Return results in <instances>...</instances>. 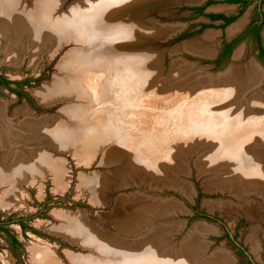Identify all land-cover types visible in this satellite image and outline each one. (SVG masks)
Wrapping results in <instances>:
<instances>
[{
	"label": "rangeland",
	"instance_id": "obj_1",
	"mask_svg": "<svg viewBox=\"0 0 264 264\" xmlns=\"http://www.w3.org/2000/svg\"><path fill=\"white\" fill-rule=\"evenodd\" d=\"M23 2L27 6L31 4V0ZM83 2L62 0L59 9L63 13L71 4ZM199 6H204L202 12L194 10ZM252 9L253 4H250L238 14V5L230 0H144L138 13L124 14L118 19L120 23L131 16L130 20L137 27L138 44L121 52L92 53V57L99 58L102 63H112L116 58L126 63L130 57L136 60V64L133 61L127 64L134 69L130 77L126 76L122 64H117L120 65L117 69L123 70L118 83L113 79L112 68L107 69L103 82L100 81L98 97H93L87 88L82 93L79 87L70 91L60 88L61 92L49 103H42L35 95V91L60 81L83 82V69L63 64L74 54H82L89 48L73 35L58 47L51 45L43 50L34 65L30 64L27 53L19 64L6 63L0 50V75L12 82L24 83L21 88L30 97L19 98L0 84V101L6 102L5 113L12 123L17 122L22 111L30 112L35 117L56 119L75 134V138L65 145L66 150L48 149L51 156L65 166L63 187L56 189L52 175L46 174L31 183L20 184V204L6 207L1 205V199L14 183H0V219L3 222L13 219L6 223L8 232H0V264H35L32 246L44 249L59 264H98V260L110 264L112 257L107 251L102 253L91 243L85 246L80 238L70 240L46 228L45 224H61L59 214L65 219L70 216L72 221L81 218L106 242V236L116 241L125 240L129 244L132 242L136 249H140V243L152 233L157 237L156 251L162 261L182 254L189 238L201 229L206 256L224 252L234 264H244L250 258L261 263L263 198L255 193L239 197L231 191L228 187L232 181L227 178L232 164L223 155L216 154L221 147L216 141L208 140L207 132H197L212 129L209 124L211 114L227 108L217 105L221 101L210 108L209 103L201 105L199 96L217 93L223 88L226 82L219 79L225 78L228 75L225 72L231 68L242 70L251 65L256 47L254 43L242 40L228 58L202 54H209L213 48L220 51L222 42L228 39V29L235 27L233 35L238 34L248 22ZM207 13H224L236 18L222 28L219 21L213 24ZM144 27L146 31L142 30ZM262 32L264 44V25ZM192 41L195 50H204L196 47L203 45L205 52L201 54L188 48ZM113 45L117 46L116 43ZM235 50L238 56L231 60ZM104 68L101 66L98 70L94 66L92 71L102 72ZM261 73L260 82L264 78L262 70ZM126 78L130 81H124ZM260 84L258 88L244 92L241 103L243 100L248 102L253 93H264V84L261 87ZM92 92L96 93L94 89ZM230 99L232 97L227 98V103ZM254 108L258 106L249 103L245 110L247 115ZM69 112L84 115L86 120L74 119ZM101 114L102 121L93 119ZM203 120L206 125L198 126L197 122ZM82 133H89L91 142L85 144ZM81 144L82 152L78 155L76 151L80 150ZM4 151L0 148V155ZM246 204L258 206L259 213L253 218L247 217L242 209ZM146 205L152 209H145ZM164 205L166 207L162 208ZM138 214L144 219L135 217ZM19 218L27 226L25 232L15 221ZM131 225L134 226L132 232L122 229ZM12 236L18 239L19 246L12 242ZM138 253L143 258L140 263L146 262L149 257L146 252ZM201 261L195 260L197 264H203Z\"/></svg>",
	"mask_w": 264,
	"mask_h": 264
},
{
	"label": "bare ground",
	"instance_id": "obj_2",
	"mask_svg": "<svg viewBox=\"0 0 264 264\" xmlns=\"http://www.w3.org/2000/svg\"><path fill=\"white\" fill-rule=\"evenodd\" d=\"M186 1L196 2L198 0ZM142 2L144 0H101L100 2L84 0L81 5L71 4L67 10L61 13L59 8L62 0H31L30 6L24 4L23 0H0V37L2 38L0 50L3 51L4 61L13 65L19 64L27 53L30 57V64H33L36 61L35 59H39L43 50L49 49L51 45L53 48L58 47L69 35H73V38L86 43L89 52H86L87 49L82 54H74L63 64L65 63L69 68L73 65V69H83V82L81 84L69 82L68 80L54 82L55 86L51 85L45 89L37 90L35 95L42 103H49L58 92H61L60 88L70 91L79 87L78 89H81L82 93L87 88L91 91L93 97H98L99 88L101 87L100 81L103 82L105 75L108 73L107 69L112 68L113 79L118 83L120 73L123 70L117 68L122 64L127 71L126 76L130 77L134 74V69L128 65L136 60H131L130 57L128 59L130 62L126 63L115 57L116 60L113 59L112 63H102L99 58L94 59L92 53H95V51L112 53L114 50L121 48L118 42L125 39L126 44L129 45V40L135 39L134 35L137 27L131 21L132 19L130 20L131 16L120 23L118 19H121L124 14H135ZM144 28L142 30L146 31L147 28ZM233 28L235 27H230L228 33L234 31ZM113 43H116L117 46H114ZM194 44L195 42L192 41L188 44L191 45L188 48L195 50ZM196 47L204 50L196 49L195 51L205 52L206 47L204 48L203 45H197ZM236 56H238L237 53L235 58H237ZM117 64H120L119 67ZM135 64L134 66H137ZM94 66L98 70L101 69V66H105V70L93 73ZM227 73L228 75L225 78L221 76L219 79L225 81L224 84L226 85L223 88L219 87L221 89L217 93H202L199 96L201 105L209 103L210 108L216 102L221 101L217 105H220V107L227 106V108L225 107L211 114L212 120L209 124L212 129L209 131H207L208 129L198 130L197 132L204 134L207 132L208 140L216 141L218 146L221 147L218 152L216 151V154L219 157L223 155L222 157L232 164V169L227 178L232 181V185H229L231 187L228 188L239 197H247L249 193H255L260 198L262 197L264 201V120L260 121L257 118H264L261 114L264 115V93H253L248 102L243 100L244 102L241 103L243 98H240L244 96V92L258 88L262 73L260 68L253 64L242 70L231 68L230 71L225 72V74ZM124 81H130V79L126 78ZM92 89L96 93L92 92ZM229 97H232L230 99L231 103L230 100L227 103ZM202 98L203 100H201ZM249 103L257 105L258 108L252 109V113L247 115L245 110ZM6 105L5 101H0V148L5 149L3 155H0V183L12 181L14 185L4 192L1 205L12 207L20 204L22 195L18 187L22 183H31L35 179L50 174L56 183V189L63 187L66 175L65 166L52 157L49 150H66L64 149L65 145L75 138V134L56 119L50 121V119L35 117L30 112L26 114L24 111L21 112L22 114L17 122L13 124L11 119L6 116ZM209 108L206 113H208ZM69 114L74 119L78 117L84 121V115L79 116L77 112H69ZM93 119L102 121V114L100 117L97 115ZM199 121L197 122L198 126H204L207 123L204 120L202 122L204 124L199 123ZM82 135H84L85 144L91 142L92 137L89 133H82ZM82 148L81 144L80 150L76 153L82 152ZM79 159L83 161L81 156ZM258 160H260V164H258ZM165 207L166 205L162 208ZM144 208L152 209L149 205ZM242 209L249 218H253L259 213V208L256 205L246 204ZM59 216L62 219L61 224L56 226L45 224L46 228L61 233L70 240L72 237L75 239L80 238L81 243L85 246H90L91 243L94 249L102 253L107 251L112 257L110 264H141L143 258L138 252H146L149 256L145 259L146 262L142 264H197L195 260H204L201 261L203 264H234L232 259L224 252H215L213 256L212 254L206 256L207 251L205 252V249H203L206 243L201 238L204 236L201 229L195 231L189 238L182 254L178 255L177 251L176 255L178 256H170L162 261L156 251L155 242L157 237L152 233L146 237L147 240L140 243L141 248L136 249L133 248L132 242L129 244L125 240L116 241L114 238L110 237L111 239H109L106 236L105 238L108 239L106 242L98 234L99 232L92 231L89 228L90 226L84 224L81 218L77 217V220L72 221L70 216H66V219L62 217V214H59ZM135 217L143 218L140 214ZM132 227L134 226L131 225L122 229L132 232L134 229ZM171 252L175 253L172 250ZM31 254L35 264H59L48 252L37 246H32ZM80 262L82 261L80 260ZM97 262L103 264L99 260Z\"/></svg>",
	"mask_w": 264,
	"mask_h": 264
},
{
	"label": "flooded vegetation",
	"instance_id": "obj_3",
	"mask_svg": "<svg viewBox=\"0 0 264 264\" xmlns=\"http://www.w3.org/2000/svg\"><path fill=\"white\" fill-rule=\"evenodd\" d=\"M231 2H233V3L238 5V14L241 13L250 4H253V9H252L250 18H249L248 22L246 23V25L243 27V29L238 34H235L232 38L224 40L222 42V45L220 47V51H219V53L217 55L218 56L217 58L221 59L224 56V54L222 55V53L226 50V48H227L226 46L231 45V47H232L231 52H232L234 47L240 41L245 40L247 42L254 43V45L256 47V50H255V53H254V58L257 59L264 66V44H263V32H262V28H263V25H264V8H263L264 0H231ZM220 14H223V16L225 18H230V17H234V19L236 18V16H234V15L233 16L232 15H226L224 13H220ZM210 20L211 21H219L220 22L219 23L220 26L222 24H224V22H225L224 18H217V19H210ZM222 28H224V27H222ZM219 59H216V60L218 61ZM0 77H1L0 80L4 79V80L9 81L8 83H4L3 82V83H0V84L4 85L6 88L10 89L15 95H17V97H19V98L20 97H25L27 99L30 98L28 93L25 90H22V88H21V85L24 84V83L19 82V81H15V82L13 81L12 82L9 79H7L6 77H3L2 75H0ZM12 84H14V86H12ZM23 93H27V95H25ZM20 219L24 223V220L22 218H19V219L15 220V221L18 223L19 222L18 220H20ZM7 220L4 221V223H5L4 226L5 227L7 225L6 223H8ZM18 224L20 225V223H18ZM22 230H23V228H22ZM23 232H25V231L23 230ZM239 247H240V245H239ZM259 258L261 259V263L260 264H264V245L262 247V253L260 254ZM246 263H248V264H258L256 262L252 261L251 258H250L249 261H245L244 262V264H246Z\"/></svg>",
	"mask_w": 264,
	"mask_h": 264
},
{
	"label": "trees",
	"instance_id": "obj_4",
	"mask_svg": "<svg viewBox=\"0 0 264 264\" xmlns=\"http://www.w3.org/2000/svg\"><path fill=\"white\" fill-rule=\"evenodd\" d=\"M231 1V0H230ZM204 9V6H199V7H194V10H196V11H198V12H202V10ZM207 16L210 18V19H217V18H224L225 19V22H224V24H222L220 27H225L227 24H229L231 21H233L234 20V17H230V18H225L224 16H223V14H220V13H207ZM227 48H226V50L222 53V55L224 54V56L223 57H226V58H228V56L230 55V53H231V49H232V47H231V45H229V46H226ZM222 57V58H223ZM217 61V60H216ZM1 78V77H0ZM8 83L9 81H7V80H4V79H1L0 80V83ZM26 82V81H25ZM23 94H25V95H27V93H23ZM11 220H13V219H8L7 220V222H10ZM19 222L18 223H20V225H21V227L23 228V230L25 229V228H27V226L25 225V223H23V221H21V219L20 220H18ZM5 225V223L2 221V220H0V231H2V232H8V229L4 226ZM12 242L16 245V246H19L20 245V242L14 237V236H12Z\"/></svg>",
	"mask_w": 264,
	"mask_h": 264
},
{
	"label": "water",
	"instance_id": "obj_5",
	"mask_svg": "<svg viewBox=\"0 0 264 264\" xmlns=\"http://www.w3.org/2000/svg\"><path fill=\"white\" fill-rule=\"evenodd\" d=\"M233 22V21H232ZM231 22V23H232ZM219 22L217 21V22H213V24H218ZM231 23H229L228 25H226V26H229ZM225 26V27H226ZM137 34H138V32H137V30H136V34L134 35V37H136L135 39H130L129 40V47H128V45L126 44V45H124L125 43H122V42H118L119 43V45L121 46V48L120 49H116V52L117 51H120V50H122V49H130V48H132L133 46H136L137 44H138V42H137ZM227 34H228V39H230V38H232L234 35V33L232 32V33H228L227 32ZM133 37V38H134ZM139 37V36H138ZM140 37H142V36H140ZM199 39V38H198ZM126 46V47H125ZM238 50V49H237ZM237 50H235L234 52H233V55L232 56H230L231 57V60H235V54H236V52H237ZM212 52V53H211ZM209 54H202V55H209V57L211 56V58H213V57H216L217 55H215V54H217L219 51L218 50H216V48H215V50H214V48H213V50L211 51ZM201 55V56H202ZM251 64H255L257 67H259L261 70H262V72L264 73V66L257 60V59H255V58H252V60H251V62H250ZM233 63H231L230 65H229V67L232 65ZM237 66V65H236ZM238 67V66H237ZM223 74V73H222ZM219 77V76H218ZM264 84V78H263V80L261 81V84H260V87H261V85H263ZM174 204V203H173Z\"/></svg>",
	"mask_w": 264,
	"mask_h": 264
}]
</instances>
